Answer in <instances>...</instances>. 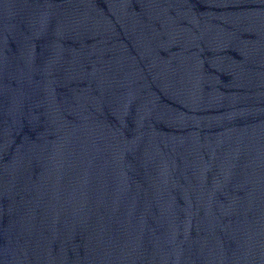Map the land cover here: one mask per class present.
<instances>
[{
  "label": "water",
  "instance_id": "obj_1",
  "mask_svg": "<svg viewBox=\"0 0 264 264\" xmlns=\"http://www.w3.org/2000/svg\"><path fill=\"white\" fill-rule=\"evenodd\" d=\"M0 264H264V0H0Z\"/></svg>",
  "mask_w": 264,
  "mask_h": 264
}]
</instances>
